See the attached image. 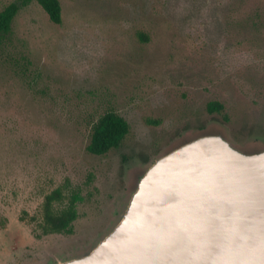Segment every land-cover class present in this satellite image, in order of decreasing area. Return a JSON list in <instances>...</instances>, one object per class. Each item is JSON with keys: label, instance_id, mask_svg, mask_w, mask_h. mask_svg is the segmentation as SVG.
I'll return each instance as SVG.
<instances>
[{"label": "rangeland", "instance_id": "rangeland-1", "mask_svg": "<svg viewBox=\"0 0 264 264\" xmlns=\"http://www.w3.org/2000/svg\"><path fill=\"white\" fill-rule=\"evenodd\" d=\"M59 1L61 24L32 0L0 50V264L86 255L145 170L200 136L264 150V0ZM110 110L130 134L92 155V126ZM58 188L57 211L77 195L71 234L42 227Z\"/></svg>", "mask_w": 264, "mask_h": 264}, {"label": "water", "instance_id": "water-1", "mask_svg": "<svg viewBox=\"0 0 264 264\" xmlns=\"http://www.w3.org/2000/svg\"><path fill=\"white\" fill-rule=\"evenodd\" d=\"M58 264H264V151L204 135L155 160L113 230Z\"/></svg>", "mask_w": 264, "mask_h": 264}, {"label": "trees", "instance_id": "trees-1", "mask_svg": "<svg viewBox=\"0 0 264 264\" xmlns=\"http://www.w3.org/2000/svg\"><path fill=\"white\" fill-rule=\"evenodd\" d=\"M32 0H18L7 5L0 11V50L5 46L12 33V27L18 13ZM55 24L62 23V7L59 0H37ZM141 40L147 37L141 35ZM210 112H222L223 104L212 101L208 105ZM130 124L120 114L110 110L102 115L92 126L90 143L87 151L96 156L106 155L114 149H118L126 137L130 134ZM77 195H73L66 208L55 210L56 202H64L62 188H58L48 195L44 204L43 229L46 234L73 232V224L78 218Z\"/></svg>", "mask_w": 264, "mask_h": 264}, {"label": "flooded vegetation", "instance_id": "flooded-vegetation-1", "mask_svg": "<svg viewBox=\"0 0 264 264\" xmlns=\"http://www.w3.org/2000/svg\"><path fill=\"white\" fill-rule=\"evenodd\" d=\"M224 138V137H223ZM225 139V138H224ZM228 141V140H227ZM231 144V143H230ZM232 145V144H231ZM233 146V145H232ZM234 147V146H233ZM236 148V147H235ZM264 151V150H263ZM245 153V152H244ZM248 154V153H247ZM146 171V170H145ZM140 179V178H139ZM124 212V211H123ZM123 212L119 215V218L116 220V222L114 223V225H112V227L110 228V230L107 232V234H109L112 230H113V228L117 225V223L119 222V220H120V218H121V216H122V214H123ZM106 234V235H107ZM106 235H103V237H101V238H99V240L94 244V245H92L91 247H89L82 255H84V254H87V253H89Z\"/></svg>", "mask_w": 264, "mask_h": 264}]
</instances>
